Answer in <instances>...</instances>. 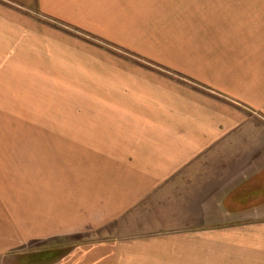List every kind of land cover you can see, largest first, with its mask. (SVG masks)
<instances>
[{"label":"crops","instance_id":"crops-1","mask_svg":"<svg viewBox=\"0 0 264 264\" xmlns=\"http://www.w3.org/2000/svg\"><path fill=\"white\" fill-rule=\"evenodd\" d=\"M189 1L0 0V35L102 13L141 56L106 64L73 137L7 166L0 264H264V0Z\"/></svg>","mask_w":264,"mask_h":264},{"label":"rangeland","instance_id":"rangeland-1","mask_svg":"<svg viewBox=\"0 0 264 264\" xmlns=\"http://www.w3.org/2000/svg\"><path fill=\"white\" fill-rule=\"evenodd\" d=\"M173 3L181 12L196 8L189 0ZM101 15L34 19V29L0 35V178L6 176L8 165L47 158L44 142L54 146L56 139L75 135L62 127L76 117L71 113L85 109L87 92L101 90V82L95 81L101 80L107 63L141 58L127 47H133L132 42L118 41L126 35L102 33L105 29L96 25ZM84 238L33 242L30 250L43 252L37 260L51 261Z\"/></svg>","mask_w":264,"mask_h":264}]
</instances>
